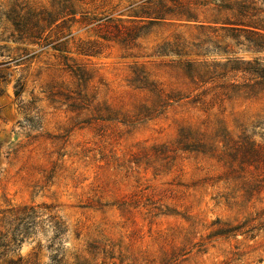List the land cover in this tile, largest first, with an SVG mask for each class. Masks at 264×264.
Wrapping results in <instances>:
<instances>
[{"label": "rangeland", "instance_id": "obj_1", "mask_svg": "<svg viewBox=\"0 0 264 264\" xmlns=\"http://www.w3.org/2000/svg\"><path fill=\"white\" fill-rule=\"evenodd\" d=\"M0 77V264H264V0H0Z\"/></svg>", "mask_w": 264, "mask_h": 264}, {"label": "trees", "instance_id": "obj_2", "mask_svg": "<svg viewBox=\"0 0 264 264\" xmlns=\"http://www.w3.org/2000/svg\"><path fill=\"white\" fill-rule=\"evenodd\" d=\"M47 14H49V16L52 15V13ZM59 20L60 19L53 21L51 25L57 23ZM44 21H46V23L49 22L47 20H42V22ZM28 22L29 20L25 15L16 14L13 25L19 33L29 34L30 38L40 39L39 37L32 36L31 32H29L30 30L27 29L29 25ZM44 47H49L53 51L59 53L63 52L60 48L61 42L57 40H46ZM22 89V85L18 84L15 87V96H20ZM50 210V207L23 206L3 212L0 221V259L6 257L8 252H19L22 244L27 241L30 235H34L33 231L44 222L53 229L56 236L63 235L65 227L57 220V217L53 215ZM12 247H14V250H11ZM39 248L40 247H38V250ZM5 264H38L37 252H34L31 257L26 260L19 256L16 260L9 259Z\"/></svg>", "mask_w": 264, "mask_h": 264}]
</instances>
